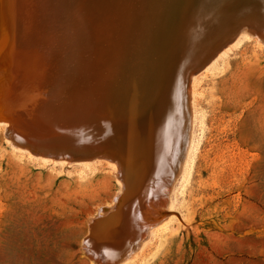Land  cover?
Masks as SVG:
<instances>
[{"label":"rangeland","instance_id":"obj_1","mask_svg":"<svg viewBox=\"0 0 264 264\" xmlns=\"http://www.w3.org/2000/svg\"><path fill=\"white\" fill-rule=\"evenodd\" d=\"M139 1L61 0L44 61L48 77L59 81L60 93L41 118L80 102L78 86L84 87L85 79L95 83L87 77V67L121 45L133 16L143 9ZM258 4L255 10L263 11L264 1ZM149 8L145 5L143 12ZM231 45L195 72L192 158L186 179L178 176L172 188L168 227L124 264H264V32L248 30ZM164 77L152 101L165 88ZM152 101L133 113L143 117ZM78 113L72 119L77 133L91 127L92 119ZM7 132L0 124V264H101L85 250L91 234L96 247L117 240L122 248L116 224L121 218L105 233L110 239L91 228L100 208L113 206L122 190L112 161L100 153L79 160L73 151L75 162H55L15 148Z\"/></svg>","mask_w":264,"mask_h":264},{"label":"bare ground","instance_id":"obj_2","mask_svg":"<svg viewBox=\"0 0 264 264\" xmlns=\"http://www.w3.org/2000/svg\"><path fill=\"white\" fill-rule=\"evenodd\" d=\"M262 1L140 0L143 9L133 16L121 45L88 65L86 76L95 83L82 77L80 102L41 118L47 103L60 93V83L48 77L44 61L61 0H0V124L8 130L11 144L55 162H75L73 151L79 160L100 153L122 179L114 205L101 207L91 225L94 234L104 235L121 218L116 224L122 248L115 238L96 247L91 234L84 247L93 260L134 261L152 236L168 227L172 188L178 176L186 179L192 158L195 72L215 54L212 63L216 61L248 30L264 32V10H255ZM145 5H150L147 14ZM164 76L167 84L152 101ZM146 100L152 101L149 111L136 116L133 111ZM76 110L92 118L91 127L78 133L77 121H72Z\"/></svg>","mask_w":264,"mask_h":264}]
</instances>
